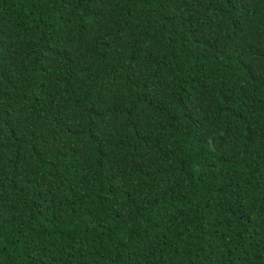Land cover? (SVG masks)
I'll return each mask as SVG.
<instances>
[{
    "label": "trees",
    "instance_id": "obj_1",
    "mask_svg": "<svg viewBox=\"0 0 264 264\" xmlns=\"http://www.w3.org/2000/svg\"><path fill=\"white\" fill-rule=\"evenodd\" d=\"M0 264H264V0H0Z\"/></svg>",
    "mask_w": 264,
    "mask_h": 264
}]
</instances>
